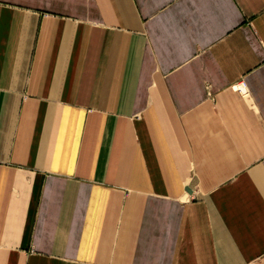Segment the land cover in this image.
Here are the masks:
<instances>
[{
	"label": "crops",
	"instance_id": "1",
	"mask_svg": "<svg viewBox=\"0 0 264 264\" xmlns=\"http://www.w3.org/2000/svg\"><path fill=\"white\" fill-rule=\"evenodd\" d=\"M0 264H264V0H0Z\"/></svg>",
	"mask_w": 264,
	"mask_h": 264
},
{
	"label": "built area",
	"instance_id": "2",
	"mask_svg": "<svg viewBox=\"0 0 264 264\" xmlns=\"http://www.w3.org/2000/svg\"><path fill=\"white\" fill-rule=\"evenodd\" d=\"M236 90H238L240 93L244 94L245 93V85L243 83L235 86Z\"/></svg>",
	"mask_w": 264,
	"mask_h": 264
}]
</instances>
